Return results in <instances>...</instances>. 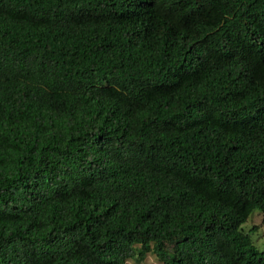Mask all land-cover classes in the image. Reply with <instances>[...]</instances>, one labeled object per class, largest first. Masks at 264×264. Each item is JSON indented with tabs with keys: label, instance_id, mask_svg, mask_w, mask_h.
<instances>
[{
	"label": "trees",
	"instance_id": "16d2710c",
	"mask_svg": "<svg viewBox=\"0 0 264 264\" xmlns=\"http://www.w3.org/2000/svg\"><path fill=\"white\" fill-rule=\"evenodd\" d=\"M264 0H0V264H264Z\"/></svg>",
	"mask_w": 264,
	"mask_h": 264
},
{
	"label": "rangeland",
	"instance_id": "374dc122",
	"mask_svg": "<svg viewBox=\"0 0 264 264\" xmlns=\"http://www.w3.org/2000/svg\"><path fill=\"white\" fill-rule=\"evenodd\" d=\"M251 233L254 244L259 250L264 249V212L255 210L243 225ZM126 264H164L154 253H149L143 260H128Z\"/></svg>",
	"mask_w": 264,
	"mask_h": 264
}]
</instances>
